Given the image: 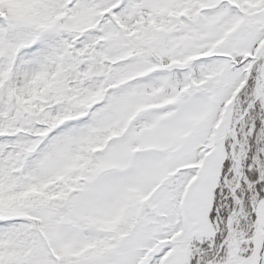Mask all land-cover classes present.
<instances>
[{
	"label": "snow or ice",
	"instance_id": "obj_1",
	"mask_svg": "<svg viewBox=\"0 0 264 264\" xmlns=\"http://www.w3.org/2000/svg\"><path fill=\"white\" fill-rule=\"evenodd\" d=\"M0 264H264V0H0Z\"/></svg>",
	"mask_w": 264,
	"mask_h": 264
}]
</instances>
